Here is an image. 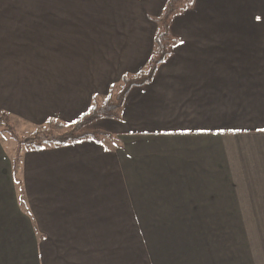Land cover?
Wrapping results in <instances>:
<instances>
[{
  "label": "crops",
  "instance_id": "crops-1",
  "mask_svg": "<svg viewBox=\"0 0 264 264\" xmlns=\"http://www.w3.org/2000/svg\"><path fill=\"white\" fill-rule=\"evenodd\" d=\"M167 1L0 0V116L79 119L146 68ZM171 33L91 126L112 139L25 150L21 185L0 139V264H264V0H196Z\"/></svg>",
  "mask_w": 264,
  "mask_h": 264
},
{
  "label": "trees",
  "instance_id": "trees-1",
  "mask_svg": "<svg viewBox=\"0 0 264 264\" xmlns=\"http://www.w3.org/2000/svg\"><path fill=\"white\" fill-rule=\"evenodd\" d=\"M196 0H168L162 15L156 19L159 27L155 34V49L145 69L136 74H126L121 79L120 86L113 85L108 97L99 101L94 98L88 111L72 123H62L49 120L36 131L22 136L14 124L9 122L7 115L0 116V127L5 126L3 133H9L16 142V152L13 158L15 180L21 185L19 178L23 153L25 150H43L55 146H68L83 141L103 143V139H112L113 136L102 130L92 129L91 126L102 119L122 118V110L128 93L135 87H144L150 84L162 65L172 54V49L180 40L172 35L171 24L173 18L184 10L194 6ZM6 120V122H5Z\"/></svg>",
  "mask_w": 264,
  "mask_h": 264
},
{
  "label": "rangeland",
  "instance_id": "rangeland-1",
  "mask_svg": "<svg viewBox=\"0 0 264 264\" xmlns=\"http://www.w3.org/2000/svg\"><path fill=\"white\" fill-rule=\"evenodd\" d=\"M5 122H6V120H5ZM16 129H17L18 133L20 135H22V136L28 135V134H30V133H32V132H34V131L37 130V129H34V128H22V127H18V126L16 127ZM1 130H5V126L4 125L0 127V133H2V134H0V139L5 143L4 145L8 149H11V147L14 148V149H16L17 144L12 139V137L10 136V134L9 133H3V131H1Z\"/></svg>",
  "mask_w": 264,
  "mask_h": 264
}]
</instances>
